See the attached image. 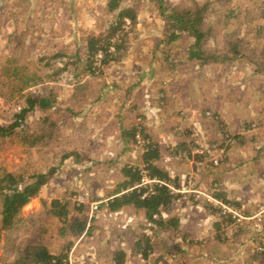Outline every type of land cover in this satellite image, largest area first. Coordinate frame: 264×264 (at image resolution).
Wrapping results in <instances>:
<instances>
[{"label":"rangeland","instance_id":"1","mask_svg":"<svg viewBox=\"0 0 264 264\" xmlns=\"http://www.w3.org/2000/svg\"><path fill=\"white\" fill-rule=\"evenodd\" d=\"M183 1L184 0H165L167 4H180ZM255 1L256 0H232L229 5L230 8L238 7L245 9L243 10L244 13L248 12V17L252 19L250 30H255L256 26L261 23L260 21H262L264 17L263 1ZM130 2L134 3L133 1ZM106 3L107 0H0V98L5 102L4 105L0 107V123H6L7 121H4L6 119H13L12 116L17 114L21 108L25 107L26 97L28 95L37 97L39 94L42 95L46 93L48 88L45 86L50 83H52L50 85L53 86L50 88L51 91L56 97L58 96V98L54 96L55 101L60 102L67 100L68 103H73L74 101L78 102L77 94H74L70 90V87L62 86L61 88H54L55 82H58L61 78H67L64 81L65 83H75L78 79H84L85 76H88L86 75L89 74L87 73V69L85 70V66L81 62L76 61L75 54L80 53L79 51H81L82 43L89 32H105V29L108 31L109 26L107 23L110 18H113V15L107 12ZM135 5H137L138 12L136 24L124 36V48L120 49L119 52L112 56L105 64H99V66L93 70L95 74L93 77L97 82H87L85 86L83 85L81 101H90L91 95H94L95 91L92 94L88 92L90 89L89 87H96L95 85L101 84L102 81L113 77L114 74L119 76L121 70H129L132 74L137 75V69L141 68V65L143 73H146L145 69L149 68L151 64L150 60H153L156 54L152 53V50L155 45L154 43L161 37L160 32L164 26V19L158 15L156 7L153 5L151 6V4L147 2H135ZM215 16L214 14L211 18L214 19ZM219 27L220 26L217 28ZM218 32H221V30H218ZM223 36V33H220L218 38L222 40ZM249 42V48L252 46L256 48L260 46L259 42H255L252 37L249 39ZM209 44L210 46L214 45V43ZM163 48L164 47H161L160 50L163 51ZM58 53H62L64 56L58 57V55L55 60L50 59ZM183 58V54L179 53L174 61H181ZM47 61L49 64L45 65L44 63ZM53 61L56 63H51ZM58 61L61 62L57 63ZM21 65L29 69L28 71L30 74L35 71L41 80L35 84L29 83V85L24 86V72L21 76L16 75L15 77L14 74L15 67ZM63 66H67V68L65 67L63 71H58L63 68ZM68 68L71 70L72 75L65 74L66 71L68 72ZM169 71L171 70L167 69V71L163 70L157 72L156 76L158 80L152 86L153 95L157 101V97L161 94L160 90L163 89L167 91V94L172 96L170 104L175 105L177 100L173 98H180L184 107H187V103L184 102L185 98H187L188 101L192 100L193 103L196 102L195 100L198 95L207 93L209 96H207L205 100L206 106L212 108H219L221 106L223 110H225L226 117H228V115L232 117L237 114L246 113L248 108L252 109L251 104H255L259 109H264V91H262L263 79L249 75L244 65L241 68H237L236 66L231 68L230 66L229 68L224 67V69L212 67L201 71L195 63L191 62L177 66L172 72ZM68 80L70 81L68 82ZM135 80L136 77L131 75L130 81ZM250 80H252V84ZM169 82L173 84L169 86ZM175 82H178V84L174 86ZM93 89L95 90V88ZM51 96V92H47L46 98H51ZM39 97L43 98V96ZM191 97L192 99H190ZM141 98L142 101L140 102L141 105L139 108L144 110L147 98H145V96ZM221 100L223 103H220ZM5 105L8 106L7 109H3L6 108ZM35 106L39 107L40 105L37 103ZM240 107L243 108L240 109ZM190 111L192 112V110ZM42 118H45L42 116V113L35 110L25 113L21 120V126L26 129H37ZM193 118L194 117L189 115L187 124L188 126L193 125L196 128V124H191ZM260 120L261 119H256L252 124V127L256 128V130L258 129L257 126H259V128L264 127V120ZM135 123V125L143 123L142 118L138 116ZM72 127H74V131H78L79 129H83V131L87 133H92L91 131H93L91 125H87L86 127L85 124H76L75 126L72 125ZM213 128L216 130L213 129V134L211 135L213 140H211V142L217 141L207 145L212 148L211 152H213V150L216 151V146L222 143V141H220V139H222L220 134L221 127L219 128V124L214 123ZM153 130L152 127L150 133L154 134ZM196 131L199 136L196 137L195 140L198 141L197 144L199 143V148H207L205 147V143H208L210 140L209 132L201 128ZM247 131L251 130L248 129ZM247 131L245 133H249ZM59 134L60 133H58L53 140H42L41 143H37L32 147L20 146L18 144L19 136H11L12 138L8 136L0 139V176H2L4 171L24 173L25 176H28V174L38 172L48 173L49 170L52 169L53 171L49 179L55 178L58 181L64 180L67 184L64 188V194H61V190L58 187H51L49 191V189L43 185L37 197H35L37 201H30L29 203L31 205L27 208V211H20L19 214L22 213V215L20 218L19 216L17 217L18 223H16L14 228L4 229L0 227V264H8L13 259L16 250H19V246L21 244L24 246L23 241L26 235H28L32 242L42 239L44 241L43 243L47 244L48 242L49 246L61 245L62 243L64 245L71 242L72 238L75 236L70 234V232H68V234L65 233V236L61 238L58 237L59 233L61 234L60 228L62 225L58 217L51 214L50 208L52 206V201H49L62 196L60 198L68 200V205L66 206L68 218L80 220L83 217V210L87 209L88 211V208H79L81 206H78L79 204L77 201L84 203L87 196L94 194L95 192L92 191L95 190L92 188L96 186L95 183H97L99 179L100 181L102 178L111 180V174L106 171L104 166H100V164L104 162L102 157L89 156L85 150L76 151L79 167L74 170L71 165H68L70 167L66 166L65 168L67 169L60 177L59 173L55 171L57 167L56 162L60 160V152L58 149L61 146L70 145L72 134L66 136L64 133L62 134V139H58ZM157 137L162 143H166V141H163V135L159 134ZM231 143H235V145L231 146L232 149H236L235 146L239 144L233 139ZM243 144H245V153H250V151L258 149L262 141L255 138L253 141H247L242 143V145ZM84 146L93 147L94 144L87 142ZM195 150L201 149H194V151ZM262 150H264V148ZM203 152L202 150L201 153ZM217 152L219 154L220 150L217 149ZM217 156L214 158H217ZM220 157L222 158V156ZM244 157L246 158V155H244ZM257 157L256 161L250 160L249 162L251 164L249 167L252 170H256L257 165L264 166V151L261 152L260 155L258 154ZM211 158V156H207V158L202 157L200 162L204 165V162H210ZM169 159L170 158H166L167 161ZM96 160L101 161V163L94 164L93 161ZM120 160L122 162L129 160L139 162V157L133 153L131 157L121 156ZM167 164V167H169V165L173 163L168 161ZM182 166L183 165H180L179 168L182 169ZM256 173H258L257 170ZM93 175H96V182L90 179ZM167 184L175 188L172 182H168ZM57 191H59L58 194ZM52 195L56 197H52ZM79 197L82 201L78 200ZM194 199L196 200L197 198ZM189 201L190 200L184 201L183 198H178L172 203V206L179 205L177 209L180 210V205ZM75 202L77 204H75ZM33 203L36 205H33ZM226 206L238 210L243 215L245 214L243 212L244 210L235 204L226 203ZM24 207L22 209H24ZM193 210L194 208L191 205L190 211L192 212ZM262 210H264V205L259 206L258 210L253 214H245L253 218L254 223L252 224L254 227H257L255 223L259 225L262 221ZM165 218L168 220L173 217L168 214ZM197 219L198 218L195 216L191 221H197ZM230 219L232 220V217L227 218L226 221L231 222L229 225L233 226V221H230ZM191 224L193 230L194 228H199L198 221L197 225L192 222ZM166 229L165 234H159L161 239L153 237L152 243H149L151 245H143L144 247H142L143 249L145 248L149 254V264H172V260L175 259L177 261V252H182L180 249V242H182L181 245L186 249H183V251L190 253V256H188L189 261L195 259L197 262L196 264H207L206 262H202L200 256H198V253L203 249L199 247L196 248V250L192 249L196 237H192L193 242H189L191 230L188 225L184 228L181 226L175 228L173 225L168 227L167 225ZM179 230L189 233L185 234L184 241L180 238L181 232ZM252 232L253 229L247 230L246 234L250 235ZM231 239L232 238L226 242L225 251L228 252L227 254L234 256L229 248L236 247V242L238 240L235 242L234 239L232 241ZM176 241L179 242L178 245H176ZM188 244L191 245L192 250L190 251V246ZM91 245L94 246V243L88 244V240H82L80 241L79 249L83 248L80 246L90 248L89 246ZM247 251L248 250H235L234 253L250 255ZM134 262L135 261H133V263ZM209 264L212 263L210 262Z\"/></svg>","mask_w":264,"mask_h":264},{"label":"crops","instance_id":"2","mask_svg":"<svg viewBox=\"0 0 264 264\" xmlns=\"http://www.w3.org/2000/svg\"><path fill=\"white\" fill-rule=\"evenodd\" d=\"M263 36L261 38H263ZM155 47L156 44L154 45V48ZM154 57L153 60L156 59V54ZM153 60H150L151 64L149 68L145 69L146 73L142 72L141 65V68H138L139 71L137 69V75L132 74L129 70H121L119 76L114 74L113 77L102 81L101 84L95 85L96 87H93L95 90L92 87H89V93L92 94L95 91L94 95H91L90 101H81V94L83 85H86L85 83L97 82L94 80L95 78L93 76L86 74L88 76H85L84 79H78L75 83L69 82L70 80H68L69 84L64 82L67 78H61V80L55 82L54 88H61L62 86L70 87V90L74 94H77L78 102L74 101L73 103H68L67 100L60 102L55 101L54 96L56 97V95L51 91L50 88L53 86H51L50 84L52 83H50L45 86L48 88L46 93L38 95V97L43 96V98H45L47 92H51L52 96L50 98V103L47 106H34L29 111L33 112L35 110L41 112L42 116L49 117L50 119L52 118L51 120L57 122L60 127L58 139H62V134L64 133L66 136L72 134L70 145L61 146L58 149L60 152V160L56 162L57 167L55 168V171L59 173L60 177L67 169L65 168L66 166L70 167L68 165H71L74 170L79 167L76 151L80 150L87 151V155L92 157H102L104 162L101 163V161L96 160L93 161V163H101L100 166H104L106 171L111 174V180L102 178L100 181L99 179V181L95 183L96 186L92 188L95 190L92 192L95 193L87 196L82 206L80 205L81 208L87 207L88 211L87 209H80L83 210L82 218L85 219V229L81 233L75 234V237H73L75 239L72 238L70 242L68 251L73 250V262L74 264H117L116 255L121 253L122 256L119 257H121L122 262L119 264H149V254L146 251V256H143L142 253L144 250L142 247L144 246L142 245L139 250H135L136 241L144 235L148 238V245H151L149 243H152L153 237L161 239L159 234H165V230H162L159 226H154V224L147 221L145 212L142 208L125 205L118 207L117 209H109V205H107V202L110 199L126 192L125 188L127 187L122 188L123 186L120 185L124 180L120 171L121 167L124 164H134L143 168L145 165L143 162V146L134 144L132 142L133 140L131 141L132 138L126 134V131L128 132L131 128L136 126V118L140 116L143 120V123H140L143 127V131L149 136H153L159 144V156L157 159H153L152 163L166 172L175 187L179 188L181 185H184V183H189L192 185V189L199 192L201 191V196L198 195L196 200L194 199L196 194L192 191L179 194L180 198H183L184 201H190L182 203L180 205V210L177 209L179 205L173 206L170 213V216L177 220L178 227L181 226L184 228L187 225L190 227L191 238L189 242H193L192 237H196L192 249L196 250L198 247L203 249L198 253V256H200L202 262H206L207 264L210 262L212 264H248L247 259L252 256L256 258L257 255L255 254V251L259 250L258 246L262 244L264 245L263 228L255 230L252 224L254 223L253 220H249L251 222H248L240 229H236V227L229 225L230 223L226 225L225 223H222L221 225L220 222L222 219L218 213L219 211L216 210L218 208L213 203L208 202L204 197V194L210 195L223 203L235 204L241 207L245 214L249 215L255 213L259 206L264 205V166L257 165L256 170L259 174L256 173V170H252L249 167V165H251L249 163L250 160L256 161L258 158L257 155H260L261 152L264 151L262 150L264 148V127L259 128V126H257V130L252 127L254 120H264V109H259L255 104H251L252 109L248 108L246 113L237 114L232 117L228 115V117H226L225 110H223L221 106L219 108L206 106L205 100L207 99V96H209L207 93H201V95H198L195 100L196 102L193 103L192 100L188 101L187 98H185L184 102L187 103V107H184L180 98H173L177 101L175 105L170 104L172 96L167 94V91L164 93L165 98L161 101L164 102V100H167L164 104L165 107H163L160 105L158 97V101L155 99L152 86L158 80V77L156 76L157 72L163 70L167 71V69L162 68L157 59L155 61ZM59 62L61 61H58L57 63ZM63 62L65 63L64 60ZM238 66L236 67L241 68L243 65ZM65 67L67 68V66H63V68L58 71H63ZM245 68L248 70L249 75L259 78L257 74L253 75L247 67ZM68 72L66 71L65 74L72 75L69 68ZM131 75L136 77L135 81H130ZM250 83L252 84V80H250ZM175 84L177 85L178 82H175L174 86ZM262 91H264V79L262 82ZM142 96L147 98L144 110L139 108ZM56 98H58V96ZM190 99H192V97ZM220 103H223V101L221 100ZM242 108L243 107H240V109ZM189 109L192 110V112ZM206 109L217 110L220 112L222 115L221 117L224 118L223 123L226 124L225 127L221 126V129L225 128L232 134L236 132L237 134L244 135L245 140L243 143L258 138L262 141V144L258 149L250 151V153H245V144L242 145V143L238 141L239 144L238 146H235L236 149L230 148L226 158L224 157L218 165H212L211 160L218 155V152L217 149H215L216 151L213 150V152H211L212 148L207 145L213 143L211 142V140H213L211 135L213 134V129H216L213 128V125L207 123L204 116V111H206ZM189 115L194 117L191 124H196V128L193 125L188 126L187 121ZM76 124H85L86 127L87 125H91L93 131H91L92 133L84 132L83 129L74 131L72 125L75 126ZM152 127L154 129V134L150 133ZM200 128L209 132L210 136L208 143H205V147L207 148L204 149L199 148V143L197 144L198 141L195 140V138L199 136L196 130ZM248 129L251 131H247ZM28 130L31 131L33 129L28 128ZM246 131L249 133H245ZM159 134L163 135L166 143H162L160 139H158L157 135ZM183 141L189 146L194 144L196 147H193V149H201L204 152L194 157L190 155L191 152L188 153L187 156L176 155L174 147L178 142L180 143ZM87 142L94 144L95 147L84 146ZM133 153L139 157V162L134 160L122 162L120 160L121 156L131 157ZM244 155H246V158ZM207 156L212 157L210 162H204V165L201 164L202 162H200V160H202V157L207 158ZM166 158H170L168 161L173 163L170 164L169 167H167L168 161ZM180 165H183L182 169L179 168ZM90 179L93 182H96V175H93ZM65 186H67L66 181H58L55 178H50L44 185L49 191L51 187H58L61 190V194L65 193ZM58 192L59 191H57V194ZM52 197L56 196L52 195ZM60 197L62 196H59V198L56 197L54 200L68 202V200ZM32 201L34 202L37 200L33 198L31 199V202ZM51 201H53V199L49 202ZM92 201L100 202L99 208L96 212H91L90 203ZM29 202L25 207L23 206L24 209H21V211H27V208L31 205ZM33 205L36 204L33 203ZM191 205L194 208L192 212L190 211ZM212 205H214V207ZM21 215L22 213L19 214V218ZM262 215L263 224L264 212ZM195 216L198 218L197 221L199 228H194L193 230L191 222L197 225V221L191 220L193 217L195 218ZM252 229L253 232L250 235H247V230ZM180 231V238L184 241L183 237L188 232H183V230ZM66 234H68V232H66ZM62 236H65V234L59 233L58 237L61 238ZM25 238H29L28 235H26ZM230 238H232L231 241L233 239L235 242L238 240L236 242V247L229 248L234 256L227 254L228 252L225 251L226 242ZM82 240H88V244L94 243V246L91 245L89 246L90 248L80 246L84 249H79V244ZM181 243L182 242H180V249L182 252L177 254V261L175 259L172 260V264H196L197 262L195 259L191 261L188 260L190 253L183 251V249H186ZM178 244L179 242L176 241V245ZM188 245L190 246L189 251L192 250L191 245ZM45 246L51 252L60 253L65 244L63 245L62 243L61 245L49 246L47 242ZM235 250H248L247 253L250 255L234 253ZM133 261L135 262L133 263ZM258 261L259 260L257 259H251L252 264H261L258 263Z\"/></svg>","mask_w":264,"mask_h":264},{"label":"trees","instance_id":"3","mask_svg":"<svg viewBox=\"0 0 264 264\" xmlns=\"http://www.w3.org/2000/svg\"><path fill=\"white\" fill-rule=\"evenodd\" d=\"M261 1H263L264 5V0ZM135 2H147L151 6H155L158 15L164 19V26L160 32L161 37L156 41V47L153 51V53H156L162 68L169 69L171 70L169 72H172L177 66L191 62L195 63L201 71L212 67L224 69V67L229 68L230 66L231 68L244 65L250 70V73L253 75L257 74L258 77L264 79V37L261 38L264 34V17L255 30H250L252 19L248 17V12L244 13L243 10L245 9L238 7L230 8L229 5L232 0H184L180 4H167L165 0H107V12L113 15V18H110L107 23L109 26L108 31L105 29V32H89L81 46L80 53L75 54L77 62H81L85 66V70L87 69V73L90 76H95L93 70L97 67L95 54L98 51L102 53L100 64H105L120 49L124 48V36L133 28L137 20L138 12ZM214 14L216 16L212 19L211 16ZM218 26L220 27L217 28ZM218 30H221V32H218ZM220 33L224 35L222 40L218 38ZM251 37L255 42H259L260 48L254 46L249 48V39ZM209 43H214V45L210 46ZM161 47H164L163 51L160 50ZM179 53L183 54L184 58L175 62L174 60ZM57 56L62 57L64 54H55L50 59L55 60ZM44 64L48 65L49 62L47 61ZM28 70L24 65L15 67V77L16 75L21 76L23 72L25 74L23 76L24 86L29 85V83L35 84L41 80L35 71L30 74ZM165 91L161 89V94L158 97L160 105L163 107H165L164 104L167 102V100L161 102L165 98ZM50 100V98L46 97L44 99L28 95L25 107L12 116L13 119H6L4 120L7 121L6 123H0V139L8 136H19L18 144L20 146L32 147L37 143H41L42 140L50 141L56 138L57 134L60 133V127L57 122L55 123L49 117L42 118L37 129L31 131L21 126V120L25 113L29 112L37 103L40 106H47ZM204 112L208 124L214 125V123H217L219 128L226 126L223 123L224 118L221 117V113L217 110L206 109ZM220 132L222 137L220 141L222 143L216 146V149L220 150L216 159L217 164L211 160V164L214 166L218 165L224 157L226 158L231 146L235 145V143H231L232 139L237 141V143L238 141L243 143L245 140L244 135L236 132L232 134L225 128L221 129ZM126 134L132 138L131 141L133 140L134 144H137L136 134H139L144 141L142 146L144 148L143 162L145 165L143 167L147 170V174L159 180L171 182L166 172L152 163L153 159H157L159 156V144L154 137L145 133L140 124L131 128L128 132L126 131ZM185 143L184 141L177 143L174 147L176 155L187 156L191 152L190 155L194 157L202 154L201 152H193L194 149L192 150V147H196L194 144L189 147ZM52 171L51 169L48 173L38 172L28 174V176H25L24 173H15L13 171L3 172L2 176H0L1 228H14L16 223H18L17 217L21 209L31 199L37 197L42 186L48 182ZM120 171L124 179L120 185L123 186L122 188L127 187L125 188L126 192L110 199L107 202L109 209L132 205L135 208H142L147 221L154 224V226H159L162 230H166L167 225L168 227L171 225L175 228L178 227L176 219L167 220L165 216L171 213L172 203L180 198L179 194L172 193L164 185H153L148 193H146L147 188L145 187L135 188L134 186L140 180V168L134 164H124ZM51 203L50 212L58 217L62 225L60 228L61 234L70 232L75 235L85 229V219L72 220L67 217V201L53 200ZM77 203L79 204L78 206L83 204L79 201ZM77 203L75 202V204ZM212 206L214 207V205ZM216 210L220 212L219 209ZM219 215L222 219L221 225L222 223H225V225L231 223L229 221L226 222L227 218L232 217L231 214L219 213ZM230 221H233V226L236 229L243 228L245 224L251 222L249 220L237 221L235 218L230 219ZM261 228L264 230V220L263 224L261 221L259 226L254 227L255 230ZM23 243L24 246L22 244L19 246V250H16L13 259L8 264H65L70 247V242H68L60 253H55L47 249L42 239L32 242L29 238H25ZM142 245L149 246L147 236L142 235L136 241L135 250H139ZM258 248L259 250L255 251L257 257L248 258V264H252L251 259H257L259 260L258 263L264 264V245L262 244ZM142 253L143 256H146L145 248ZM119 256H122V254L118 253L116 255L117 264L122 262Z\"/></svg>","mask_w":264,"mask_h":264},{"label":"built area","instance_id":"4","mask_svg":"<svg viewBox=\"0 0 264 264\" xmlns=\"http://www.w3.org/2000/svg\"><path fill=\"white\" fill-rule=\"evenodd\" d=\"M101 57H102V53H101V51H98L95 54V59L97 60L95 63L97 64V66H99V64H100ZM4 103L5 102L0 98V107L3 106ZM5 107L6 108H3V109H7L8 108L7 105H5ZM135 137H136V140H137L136 143L138 145L142 146L143 143H144V141L142 140V138L140 137V135L139 134H136ZM195 151L196 152H202V150H195ZM216 159L217 158H213L212 161H213V163H216L217 164ZM167 183L168 182H166V181L159 180V179H157L155 177L149 176L147 174V170L143 167V168H140V180H139V182L134 187L135 188L145 187V188H147L146 189L147 190L146 193H148L152 189V186L153 185H164V186H167L172 193L184 194L186 192L192 191L194 194H196V197L195 198H197L198 195L200 194L199 191L192 189L191 188L192 185L189 184V183H184V185H181L179 188H177V187L174 188L173 186H171L170 184H167ZM188 186H190V187H188ZM204 197L206 198V200L208 202L213 203L220 210L219 213L231 214L232 215V218H235L237 221H239V220H253V218H251L250 216H247L245 214L243 215L238 210H236L234 208H231L229 206L227 207L226 206V203H223L220 200H217V199L211 197L210 195L204 194ZM78 200L82 201V199L80 197H79ZM99 205H100V202L92 201L90 203L91 212L92 211L93 212H96V210H98V208H99ZM262 211L264 212V210H262ZM256 225H257V223H256ZM259 225H257V226H259ZM72 251L71 250L68 251V255H67V259L65 261V264H74L73 258H72Z\"/></svg>","mask_w":264,"mask_h":264},{"label":"clouds","instance_id":"5","mask_svg":"<svg viewBox=\"0 0 264 264\" xmlns=\"http://www.w3.org/2000/svg\"><path fill=\"white\" fill-rule=\"evenodd\" d=\"M178 194V193H177Z\"/></svg>","mask_w":264,"mask_h":264}]
</instances>
